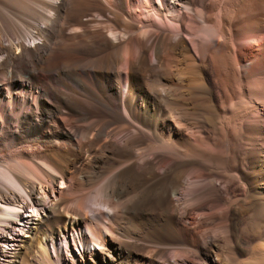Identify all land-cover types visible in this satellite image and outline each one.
Listing matches in <instances>:
<instances>
[{"label":"bare ground","instance_id":"1","mask_svg":"<svg viewBox=\"0 0 264 264\" xmlns=\"http://www.w3.org/2000/svg\"><path fill=\"white\" fill-rule=\"evenodd\" d=\"M0 264H264V0H0Z\"/></svg>","mask_w":264,"mask_h":264},{"label":"rangeland","instance_id":"2","mask_svg":"<svg viewBox=\"0 0 264 264\" xmlns=\"http://www.w3.org/2000/svg\"><path fill=\"white\" fill-rule=\"evenodd\" d=\"M41 75H42V74H41ZM125 131H126V129H124L123 132H125ZM123 132H122V133H123ZM65 186H66V184H62L61 182L58 183V187H59V189H64ZM93 205H94V204H93Z\"/></svg>","mask_w":264,"mask_h":264}]
</instances>
